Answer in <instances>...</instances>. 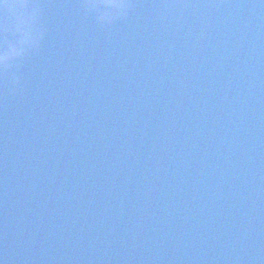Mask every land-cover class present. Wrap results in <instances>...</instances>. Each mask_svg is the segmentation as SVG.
I'll return each instance as SVG.
<instances>
[{
  "label": "water",
  "instance_id": "1",
  "mask_svg": "<svg viewBox=\"0 0 264 264\" xmlns=\"http://www.w3.org/2000/svg\"><path fill=\"white\" fill-rule=\"evenodd\" d=\"M36 2L0 190L79 264H264V4L133 0L102 26Z\"/></svg>",
  "mask_w": 264,
  "mask_h": 264
},
{
  "label": "clouds",
  "instance_id": "2",
  "mask_svg": "<svg viewBox=\"0 0 264 264\" xmlns=\"http://www.w3.org/2000/svg\"><path fill=\"white\" fill-rule=\"evenodd\" d=\"M260 2L264 4V0ZM82 7L98 24L110 26L128 18L136 5L133 0H84ZM46 32L42 5L36 0H0V88L6 94H14L21 86V78L17 75L20 61L41 47ZM9 35L13 38L9 39ZM202 38L203 33L197 37ZM0 264H5V260L0 259Z\"/></svg>",
  "mask_w": 264,
  "mask_h": 264
}]
</instances>
